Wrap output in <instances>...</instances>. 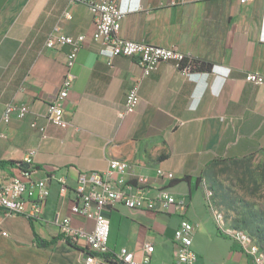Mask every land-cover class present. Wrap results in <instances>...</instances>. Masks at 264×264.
Returning <instances> with one entry per match:
<instances>
[{
  "label": "crops",
  "instance_id": "1",
  "mask_svg": "<svg viewBox=\"0 0 264 264\" xmlns=\"http://www.w3.org/2000/svg\"><path fill=\"white\" fill-rule=\"evenodd\" d=\"M117 4L124 12L118 32L122 38L176 47L212 66L183 74L172 61H164L143 76L136 58L112 55L92 38L93 15L86 4L0 0V160L17 161L33 151V176L49 178L41 219L30 221L0 211V264H84L88 249L82 237L74 242L61 237L46 246L37 243L39 238L50 241L60 235L56 216H69L74 228L93 229V219L70 211L78 201L79 171L103 172L109 159H125L132 165L128 180L134 183L139 174L148 176L152 194L163 183L155 176L159 167L175 176L163 185L191 200L198 188L195 180L205 167L264 150V85L245 80L248 72L264 76V0H117ZM51 33L85 36L70 68L74 81L63 102L70 121L67 128L45 117L70 49L46 47ZM137 80V107L120 118L117 112ZM7 103L26 105L29 111L22 119L4 122L1 114ZM31 121L37 127L30 126ZM40 126L45 127V137ZM185 175L189 178L181 180ZM59 176L67 178L64 194L56 182ZM179 181L186 183L187 192L173 191ZM105 213L110 253L124 246L139 258L150 242L154 252L149 264H173V233L181 217L188 218L186 208L167 213L117 203ZM219 234L231 239L225 253L218 260L196 253V264H254L231 238H237L233 233Z\"/></svg>",
  "mask_w": 264,
  "mask_h": 264
},
{
  "label": "built area",
  "instance_id": "2",
  "mask_svg": "<svg viewBox=\"0 0 264 264\" xmlns=\"http://www.w3.org/2000/svg\"><path fill=\"white\" fill-rule=\"evenodd\" d=\"M86 4L92 15L94 29L92 38L102 46L108 47L112 55H122L136 58L142 68V75L147 76L161 62L172 61L174 66L183 74L194 72L193 59L176 47H164L136 40L124 39L119 36V29L124 12L119 8L117 0H72ZM245 0H241L243 2ZM85 36L66 34H49L45 46L69 45L65 54L66 71L59 88L47 102L45 117L51 124L67 128L70 121L65 116L64 100L72 87L74 75L70 68L73 65L78 49L82 46ZM111 64V59L108 61ZM245 80L257 85H264V76L248 72ZM140 80L134 82L126 93L123 107L117 115L123 118L135 111L139 101ZM29 109L26 105L7 103L2 111L1 120L10 122L13 117L22 119ZM30 126L37 127L35 121ZM39 130L45 134V127ZM34 152H27L13 164L0 165V211L6 214L21 215L30 221L42 218L45 201L49 195V178H36ZM132 165L125 159L111 158L105 171H79L76 176L75 192L77 202L70 205V211L94 221L93 229L86 232L74 228L69 216L55 217L62 238L74 242L78 237L85 240L87 251L84 252V264H149L154 252V245L145 243L139 258L126 247L110 253L108 238L110 232L109 219L105 210L117 203H122L130 209H147L162 212L183 211L185 201L183 196H177L163 184L175 179L174 174L162 168L155 169V176L162 180V185L153 188L149 178L139 174L134 183L128 180ZM56 182L60 193L67 191V178L59 176ZM216 219V218H215ZM217 221V219H216ZM218 222V221H217ZM196 224L186 217H181L173 233V264H196L197 256L192 249L193 233ZM249 255L254 264H262L261 252L251 249V240L231 237Z\"/></svg>",
  "mask_w": 264,
  "mask_h": 264
},
{
  "label": "rangeland",
  "instance_id": "3",
  "mask_svg": "<svg viewBox=\"0 0 264 264\" xmlns=\"http://www.w3.org/2000/svg\"><path fill=\"white\" fill-rule=\"evenodd\" d=\"M195 182L198 188L192 199L183 198L186 216L197 223L193 245L197 255L221 258L231 241L219 234L223 229L224 234L250 239L251 249L264 257V150L246 158L219 160L205 167ZM172 189L188 191L182 181Z\"/></svg>",
  "mask_w": 264,
  "mask_h": 264
},
{
  "label": "trees",
  "instance_id": "4",
  "mask_svg": "<svg viewBox=\"0 0 264 264\" xmlns=\"http://www.w3.org/2000/svg\"><path fill=\"white\" fill-rule=\"evenodd\" d=\"M212 66V62H209L207 60H200V59H193V69L195 71H199V70H209ZM14 160H0V165H7V164H13ZM189 175H185L183 178H181V180H185L188 179ZM220 233L224 234L221 230H219ZM61 235H58L57 237L52 238L50 241H45L41 238L38 239L37 243L41 246H46L51 244L53 241H56L57 239L61 238ZM68 242L69 239H66Z\"/></svg>",
  "mask_w": 264,
  "mask_h": 264
},
{
  "label": "bare ground",
  "instance_id": "5",
  "mask_svg": "<svg viewBox=\"0 0 264 264\" xmlns=\"http://www.w3.org/2000/svg\"><path fill=\"white\" fill-rule=\"evenodd\" d=\"M262 264H264V257H261Z\"/></svg>",
  "mask_w": 264,
  "mask_h": 264
}]
</instances>
